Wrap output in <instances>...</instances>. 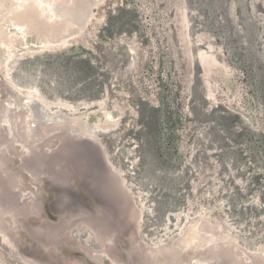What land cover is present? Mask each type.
<instances>
[{
	"label": "rangeland",
	"instance_id": "1",
	"mask_svg": "<svg viewBox=\"0 0 264 264\" xmlns=\"http://www.w3.org/2000/svg\"><path fill=\"white\" fill-rule=\"evenodd\" d=\"M88 1L95 2L90 21L66 41L48 49L32 39L18 44L28 52L0 43L7 57L0 64V100L16 111L20 97L29 98L33 112L50 121L91 113L88 128L141 210L147 246L179 237L203 210L225 222L253 255L264 242V0ZM115 107L116 129L96 127L92 113ZM23 150L18 142L9 156L14 171L28 158ZM21 174L18 194L28 197V206L38 198L42 211L18 217L17 254L0 242V264H30L28 254L47 264L76 258L116 264L89 230L74 228L75 242L44 247L22 225L55 223L61 192L97 212L98 198L80 176L59 184ZM75 203L72 214L81 212ZM113 240L129 258V238L116 233ZM253 257L251 264L262 261Z\"/></svg>",
	"mask_w": 264,
	"mask_h": 264
},
{
	"label": "bare ground",
	"instance_id": "2",
	"mask_svg": "<svg viewBox=\"0 0 264 264\" xmlns=\"http://www.w3.org/2000/svg\"><path fill=\"white\" fill-rule=\"evenodd\" d=\"M94 5L95 2L88 0H0V43H9L19 52H28L19 45L32 39L39 48L48 49L83 29L91 19ZM5 60L7 57L0 48V64ZM14 97L18 100L20 96L16 94ZM19 101L15 111L16 107L11 109L0 100V236L13 248L14 254H17L14 250L17 249L16 231L18 222H21L18 217L27 218L30 213L40 215L42 211L38 198L33 197L32 206H28V197L18 194L21 173L29 172L34 179L47 175L59 184H68L74 173L81 177V185L87 187L94 197L97 196V212L83 209L69 193L61 192L56 196L60 216L55 223L44 221L37 228L28 226L27 221L22 224L44 247L61 241L75 242L73 229L76 228V234L89 230L94 235V242H101L98 249L106 251L116 264H251L249 261L253 256L264 261V242H257L258 250L250 254V258L225 222L203 210L199 212L200 218L192 220L179 237L159 246H147L140 235L142 212L103 144L89 130L91 113L67 119L57 116L50 121L42 112H33L29 98L21 96ZM92 114L97 116L96 127L108 132L116 129L120 116L117 107L112 111L101 108ZM1 123L10 126V134L4 132ZM55 140H58L56 148L45 151ZM18 142L28 158H23L19 171H14L8 167V162ZM73 202L75 206L78 204L80 213L68 211ZM7 216L14 220V224L5 220ZM116 233L129 238L131 251L127 259L114 245ZM203 243H207L206 247ZM36 259L33 254H28V263L47 264L45 260ZM259 262L255 264H263ZM65 264L82 263L76 258L66 260Z\"/></svg>",
	"mask_w": 264,
	"mask_h": 264
},
{
	"label": "water",
	"instance_id": "3",
	"mask_svg": "<svg viewBox=\"0 0 264 264\" xmlns=\"http://www.w3.org/2000/svg\"><path fill=\"white\" fill-rule=\"evenodd\" d=\"M98 2H99V1H98ZM84 32H86L85 34H87L88 31L85 30ZM66 40H68V38L63 39V41H66ZM85 191H86L87 195H89V196L91 197L92 201H94V199L92 198L91 193L89 192V190H88V189H85ZM0 242H1L2 245H3L4 247H6L7 249L10 248L9 245L7 244V242H5L4 239H3V237H1V236H0ZM33 244H35V242H34ZM38 249L41 250V251L44 250V248L41 247V246L38 247ZM8 250H9V249H8Z\"/></svg>",
	"mask_w": 264,
	"mask_h": 264
}]
</instances>
